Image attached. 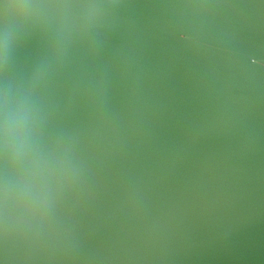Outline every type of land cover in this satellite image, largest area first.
<instances>
[{"label": "water", "instance_id": "obj_1", "mask_svg": "<svg viewBox=\"0 0 264 264\" xmlns=\"http://www.w3.org/2000/svg\"><path fill=\"white\" fill-rule=\"evenodd\" d=\"M0 264H264V0H0Z\"/></svg>", "mask_w": 264, "mask_h": 264}]
</instances>
